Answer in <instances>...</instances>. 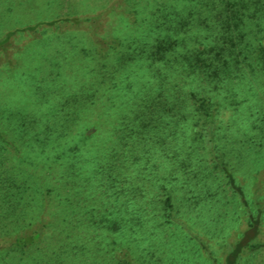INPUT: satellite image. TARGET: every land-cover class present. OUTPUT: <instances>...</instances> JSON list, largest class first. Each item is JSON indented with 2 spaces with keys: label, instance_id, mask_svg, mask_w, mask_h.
Wrapping results in <instances>:
<instances>
[{
  "label": "trees",
  "instance_id": "16d2710c",
  "mask_svg": "<svg viewBox=\"0 0 264 264\" xmlns=\"http://www.w3.org/2000/svg\"><path fill=\"white\" fill-rule=\"evenodd\" d=\"M17 34L48 44L33 75L42 110L16 126L45 182L37 218L6 230L0 264L100 261L104 249L116 264L145 261L143 233L179 223L181 192L198 207L229 191L243 209L226 264L259 246L264 164L239 171L236 146L264 160V0H108L6 31L0 63ZM2 203L3 222L17 203Z\"/></svg>",
  "mask_w": 264,
  "mask_h": 264
},
{
  "label": "rangeland",
  "instance_id": "374dc122",
  "mask_svg": "<svg viewBox=\"0 0 264 264\" xmlns=\"http://www.w3.org/2000/svg\"><path fill=\"white\" fill-rule=\"evenodd\" d=\"M106 3L108 0H0V36L17 26L48 20L67 12L92 11ZM13 38L20 49L11 54L12 64L0 63V206L3 197H7L17 203V208L3 222L0 218V246L8 244L3 240L6 230H19L37 218L42 207L41 190L45 182L42 159L26 146L31 132L22 135L16 126L26 119L23 112L27 108L34 110L35 105L42 110L33 95L37 79L33 80V75L38 73L40 58L47 53V39H30L29 35L20 34ZM236 149L242 152L244 158L242 168L241 162L238 164L239 171L249 169L248 164H252V167L264 164V160L255 155L253 161H249L254 153H246L248 150L245 148L236 146ZM205 157L210 161L209 153L206 152ZM33 164L39 165L33 168ZM15 183H23L25 187L18 189ZM181 194L176 195L173 201L179 223L169 229L156 230L152 236L143 233L137 252L142 254L145 261L133 264H226L227 244L233 243L247 227L245 216L238 218L243 209L230 199L229 191L215 203L201 200L198 207L190 204ZM149 238L156 240L157 248L155 244H150ZM255 243H259V246L241 254L235 264H264V229ZM154 248L157 249L156 255L151 258L149 251ZM37 250L45 251L43 243L38 245ZM33 253L35 250L30 251L31 255ZM106 253L105 249L100 251V261H60V264H116L115 261H106ZM47 262L50 261H25V264ZM51 262L55 264L58 261Z\"/></svg>",
  "mask_w": 264,
  "mask_h": 264
}]
</instances>
